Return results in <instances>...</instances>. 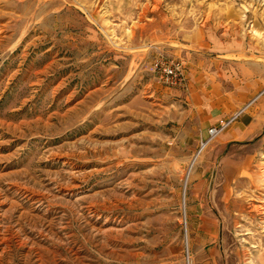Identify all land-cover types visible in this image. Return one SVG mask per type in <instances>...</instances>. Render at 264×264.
<instances>
[{
  "label": "rangeland",
  "instance_id": "374dc122",
  "mask_svg": "<svg viewBox=\"0 0 264 264\" xmlns=\"http://www.w3.org/2000/svg\"><path fill=\"white\" fill-rule=\"evenodd\" d=\"M244 3L0 0V264H264ZM160 54L183 87L150 71Z\"/></svg>",
  "mask_w": 264,
  "mask_h": 264
},
{
  "label": "crops",
  "instance_id": "0c3cea01",
  "mask_svg": "<svg viewBox=\"0 0 264 264\" xmlns=\"http://www.w3.org/2000/svg\"><path fill=\"white\" fill-rule=\"evenodd\" d=\"M245 1L244 4H242L243 8H240L236 13H235V18L234 17H227L225 20L223 19L221 22L226 24L225 30L222 31L226 36L229 33V30L227 27L229 26L230 20H233L232 24L233 26L236 27L237 29H240L242 31L245 30L246 36L248 37L247 41L250 43V47L253 49L251 58L254 59L253 63H256L257 65L260 66L259 61L263 60L264 61V52L260 54L259 48H264V11L259 10L257 7V2L261 0H243ZM234 16V15H232ZM222 25V24H221ZM243 42L245 45V41L240 40V42ZM239 42V41H238ZM254 49L256 51H254ZM243 56L249 57L248 53H242ZM242 57V56H241ZM258 60V61H256ZM193 77V81H194ZM251 79L252 81L246 86L240 85L236 87H239L240 92L239 95H249V96H254V98L262 94L259 98H257V101H259L261 98L264 96V71L261 73L259 68L257 67V71H253L251 73ZM193 86L195 88L194 94L192 95V100L196 102H200L201 104L198 105L199 109H201V105L204 104L205 98L209 96L208 93H204L206 91V85L200 84L196 85L193 83ZM199 89V90H198ZM201 90V91H200ZM229 93H226L225 95H228ZM228 99V98H225ZM262 107V106H261ZM263 108V107H262ZM233 109V105H230V103H227L225 107H214L211 109L215 114L212 117L213 120L215 119L217 122L219 119L222 117H225L228 115L229 112H231ZM209 111V110H208ZM262 111L263 115H259V112ZM264 110L258 107L253 109V120L255 121V126L256 127H262L264 124ZM254 123V122H253ZM243 125V123H242Z\"/></svg>",
  "mask_w": 264,
  "mask_h": 264
},
{
  "label": "built area",
  "instance_id": "2783aa9c",
  "mask_svg": "<svg viewBox=\"0 0 264 264\" xmlns=\"http://www.w3.org/2000/svg\"><path fill=\"white\" fill-rule=\"evenodd\" d=\"M183 65L184 63L180 60L166 58L160 54L159 58L151 64L150 71L155 75L158 81L166 87L180 88L183 87L185 82ZM221 132L222 129L215 128L211 129L209 134L211 138H216Z\"/></svg>",
  "mask_w": 264,
  "mask_h": 264
},
{
  "label": "bare ground",
  "instance_id": "6f19581e",
  "mask_svg": "<svg viewBox=\"0 0 264 264\" xmlns=\"http://www.w3.org/2000/svg\"><path fill=\"white\" fill-rule=\"evenodd\" d=\"M206 144L203 145V148H205Z\"/></svg>",
  "mask_w": 264,
  "mask_h": 264
}]
</instances>
